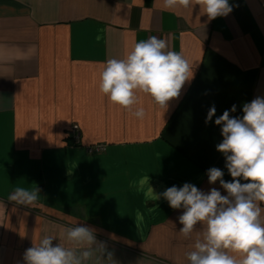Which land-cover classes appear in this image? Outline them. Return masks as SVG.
Returning <instances> with one entry per match:
<instances>
[{"label": "crops", "instance_id": "crops-1", "mask_svg": "<svg viewBox=\"0 0 264 264\" xmlns=\"http://www.w3.org/2000/svg\"><path fill=\"white\" fill-rule=\"evenodd\" d=\"M229 4L209 20L199 4L163 0H0V264H24L43 234L76 224L97 229L115 264H188L195 234L179 233L183 209L130 183L149 176L157 194L184 183L227 194L208 183L212 167L232 180L215 119L233 105L242 117L244 103L264 97V0ZM150 36L181 52L193 75L166 110L138 93L130 111L100 91V73ZM98 143L106 151H86ZM16 187L39 188V201H9Z\"/></svg>", "mask_w": 264, "mask_h": 264}, {"label": "clouds", "instance_id": "clouds-1", "mask_svg": "<svg viewBox=\"0 0 264 264\" xmlns=\"http://www.w3.org/2000/svg\"><path fill=\"white\" fill-rule=\"evenodd\" d=\"M195 4L201 6L209 20L232 11L229 0H196ZM195 4L193 0H163L165 9H186ZM192 75L193 65L181 52L171 50L165 39L150 36L134 43L122 59L105 62L99 88L110 102L130 111L139 103L138 93L150 96L166 110L168 102L180 96ZM235 111L233 105L215 119L223 137L216 150L224 155L232 180L225 181L224 172L217 167L207 170L208 183L219 181L226 195L215 187L204 192L190 183L174 185L157 194L149 185V176L130 183L138 192L143 191L146 198L163 197L172 209H183L178 217L182 225L179 233L186 240L195 234L190 250L185 253L188 264H264V97L257 96L244 103L242 117L232 116ZM215 114L213 105L205 123L212 121ZM133 115L143 119L144 108H137ZM39 194L37 187H16L8 200L33 207ZM23 261L24 264H115L106 242L97 239V229L78 224L64 226L58 235L43 234L38 243L26 249Z\"/></svg>", "mask_w": 264, "mask_h": 264}, {"label": "built area", "instance_id": "built-area-1", "mask_svg": "<svg viewBox=\"0 0 264 264\" xmlns=\"http://www.w3.org/2000/svg\"><path fill=\"white\" fill-rule=\"evenodd\" d=\"M71 131H72V137L71 138H72L73 142L76 145L80 144L81 136H80L79 125L74 124L71 127ZM85 148H86V151L88 153L94 154V153H102V152L106 151L107 146H106V144L98 143V144L88 145Z\"/></svg>", "mask_w": 264, "mask_h": 264}, {"label": "trees", "instance_id": "trees-1", "mask_svg": "<svg viewBox=\"0 0 264 264\" xmlns=\"http://www.w3.org/2000/svg\"><path fill=\"white\" fill-rule=\"evenodd\" d=\"M75 144V143H74ZM79 145V144H78Z\"/></svg>", "mask_w": 264, "mask_h": 264}]
</instances>
